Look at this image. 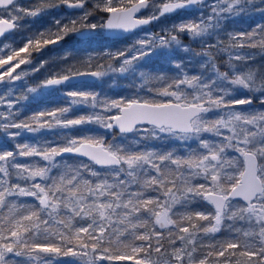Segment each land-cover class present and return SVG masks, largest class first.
<instances>
[{
	"label": "snow or ice",
	"instance_id": "6c2138e0",
	"mask_svg": "<svg viewBox=\"0 0 264 264\" xmlns=\"http://www.w3.org/2000/svg\"><path fill=\"white\" fill-rule=\"evenodd\" d=\"M131 2V0H130ZM87 0H46L41 7L35 10L22 9L17 6L16 0H0V10L7 11L12 6V12L17 15L9 14L8 20L0 19V35L6 30L16 27L15 21L22 18L19 13L28 16H36L43 8L58 7L64 4L69 8L85 9L84 15L79 17L81 27L87 29L97 28L96 24H84L87 17L91 15L85 5ZM203 0H134L131 7H113L111 0H105L103 11L111 13V18L104 27L108 29H122L130 31L138 26L150 23L152 20H159L161 16L170 14L178 9L192 8L202 4ZM255 0H218V4L225 5L219 7L212 6V15L207 21L201 19L199 22H181L173 26V29L165 30L164 35H159L155 40L138 41L139 48L132 56H127L124 52L117 53V57H124L121 66L113 71L125 73L135 71L134 62L139 61L143 56L149 55L156 48L160 49L159 54L170 57L167 51L173 45L182 47L187 51V47L181 45L176 33L189 32L192 37H199L208 32L210 28L218 27L222 19H226L222 14L228 13L238 15L239 12L246 10L253 5ZM100 7L99 4L96 5ZM153 8L155 11L148 18H136L135 13L144 8ZM264 11V9H259ZM60 25V21H56ZM77 21L70 20L69 24L62 25L58 33H50L55 39H46L44 44L55 43L63 38L70 31H76ZM39 35L43 36V33ZM231 48L261 47L264 48V25L258 26L250 33L239 32L229 34ZM259 37V39H255ZM29 45H33L35 50H39L40 41L29 39L25 46L15 52L19 57L20 52L27 51ZM3 47H10L4 45ZM209 47H212L211 45ZM203 55L208 57L212 71L215 73V79L208 78L205 80L202 75H193L189 77L184 75L183 79L169 84L160 93L164 96L175 97V102H140L138 100L112 101L104 102L105 107L119 109V114L108 117L107 120L99 115L80 116L75 119H64L63 116L70 109L68 107L56 109L49 112H40L37 116L32 117L33 123H17L0 112V129L5 131L6 135L15 137L20 135L19 132L12 133L9 129H26L29 132L39 131L41 128L60 126L65 129L71 126L86 123L103 124L106 128H112L114 121L121 133H130L139 131L138 125L149 124L151 129H146L151 136H157L158 133L170 134L180 139L199 138L203 133H210L214 136L223 137L220 144H210L208 140L200 139V144L208 150L207 154L202 157H189L188 159L177 158L172 152L160 153L152 150L137 151L133 147L125 148L121 145L105 146L102 141L92 138H68L65 146L52 148H38L28 144L16 145L18 153L12 151L0 152V210L7 208L8 217L6 219L7 228L0 223V264H12L9 254L12 257H27L25 264H51L50 259L41 256V253L53 254L52 259L56 256H77L86 257L85 264H99L100 261H125L134 259V256L113 253L110 245L113 242L122 243L121 237L125 234H131L135 239L147 242L140 246L131 247L133 254L144 253L147 257L151 249L160 254L163 244L161 237L163 233L156 230L155 226L160 229L169 228L175 225L179 233L186 235H177L175 239L187 241L186 244L179 248H173L171 257L176 264H184L185 257L188 258V264H192L193 253L196 251L195 234L190 232V228L204 233H214L219 230L223 218H239L247 220L250 224L255 223L258 231L255 233L244 232V235H255L259 241V247L255 250L250 248L248 243L243 245L239 252L240 257L246 258L245 264H264V113L245 115L241 110L236 108L237 105H249L252 103L251 96L236 97L232 91L223 85L229 84L233 88L244 89L250 93H264V74H259L251 69L237 71L232 65V75L228 72H222L213 61L211 55L207 52ZM13 55H8L7 59L0 58V66L8 64L13 60ZM249 56L239 54L233 56L229 54L228 60L231 65L233 60H248ZM25 59H19L11 68L0 73V82L8 77V81L20 80L25 72L17 73L15 76L12 72L19 68L21 64L26 63ZM176 68H181L177 63ZM38 70V69H36ZM93 77H102L103 71H94L91 73H74L65 74L58 77L47 79L41 87H50L59 85L63 82L70 81L73 75H88ZM144 74L141 73V76ZM180 85H187L189 88L196 90V93L189 98L184 92L179 91ZM176 88V91L169 89ZM35 92L37 89H29ZM198 93V94H197ZM67 95L72 97L70 104H92L97 103L96 93L71 91ZM0 98V103H3ZM264 103V96L261 97ZM13 102L8 101V107H12ZM213 110H223V114L216 119H209L206 113ZM48 116L50 120L41 122L40 118ZM227 130V135L224 134ZM226 148H234L243 158L242 167L234 170L233 174L224 172V165L232 166V162L223 159ZM79 153L89 157L96 164L106 166L111 170L113 181L102 179L92 184L90 181L82 179L79 169L67 171L58 177L52 179L49 176L50 169L55 167L54 157L62 153ZM41 156L49 164L44 167L21 165L11 163V167L16 170V176L25 181L51 180L50 184L42 186L41 183L33 182L30 186H21L20 183L11 184L9 178V158L13 161L15 156ZM187 166L192 175L203 176L208 184L191 185L181 170L182 166ZM195 169V172L191 170ZM153 174L149 175V172ZM123 173L124 178L121 179ZM92 175H97L93 172ZM180 181L181 187L177 189V181ZM133 185L138 186L137 191H131ZM152 189L159 192L163 189V195L167 197L163 203L160 202V196L155 198L147 197L145 190ZM177 189L179 195H177ZM13 196H32L39 201L38 210L29 211L26 215L16 216L18 211L17 204L9 201ZM196 197L206 200L213 205L214 213L206 214L195 212L183 215L180 219L192 222L193 220H209L215 223L209 227L197 228L196 223H190L189 226L178 224L177 220L172 219L169 215L173 205L180 204L182 201L186 205ZM241 198L245 205L240 208H234L231 200ZM155 207H149V206ZM63 206L66 214L69 216L67 222L59 220L57 223L68 229L72 235L64 233H54L45 228L44 239L48 240L52 235H58L63 242V247L56 243H40L37 237L41 234V224L47 225V219H41L40 212L46 211L49 218H53L54 213L59 215ZM23 207V205H21ZM156 208L161 209L157 211ZM141 213L145 215L141 216ZM88 220L86 226L73 227L72 220ZM28 221L30 223L25 224ZM151 221L152 227L149 228ZM147 229L144 233L137 234L136 229ZM91 229V231H90ZM5 232L7 235H5ZM30 234V235H29ZM81 234H86V240L81 238ZM172 236L171 230L168 233ZM155 238V247L152 241ZM175 239H170V244H175ZM32 240V243H29ZM8 241V242H5ZM77 245L81 250L77 252L70 245ZM193 245L191 251L187 250V245ZM108 245V246H105ZM128 247V245H124ZM240 245L235 242H228L220 247L218 251L208 252L198 264H208V257H225L224 264H231L230 257L236 256L235 251ZM135 264H153L150 259H136ZM167 264V262H166ZM236 264H240L237 260Z\"/></svg>",
	"mask_w": 264,
	"mask_h": 264
},
{
	"label": "rangeland",
	"instance_id": "374dc122",
	"mask_svg": "<svg viewBox=\"0 0 264 264\" xmlns=\"http://www.w3.org/2000/svg\"><path fill=\"white\" fill-rule=\"evenodd\" d=\"M42 0H34V1H22L18 0L17 6L22 9H27V10H35L36 8H39L40 2ZM264 1V0H263ZM132 2L134 0H111V6L113 7H130ZM157 3H160L161 0H156ZM217 5L219 7H224L225 5L218 4V0H207L203 2L202 4H199L195 7H193L190 11H185L184 9H180L173 14L169 15H164L161 16L159 20H152L150 22V25H147L144 27V29H141L137 31L136 33H133L129 35L125 40L117 41L115 45L112 48H107V49H99L100 46L95 44L94 42L97 41L98 36H105V21L107 20V17L109 15V12L103 11L102 8L105 7V0H101L100 3V8L101 12H97L93 8L86 6L85 8L87 9L88 12L91 13L87 17V20L84 21V24H96L97 28L95 29H87V28H82L81 27V21L79 20V17L84 15L85 9H79V8H69L64 4H60L58 7H46L43 9V12H39L38 15L36 16H28L24 15L23 13H19V15L22 17L18 20H16V30L11 34L7 35L6 37L0 39V58L7 59L8 55H13L14 59L9 61L8 64H5L3 66H0V73H3L5 70L11 68L13 65H15L19 59H25L27 62L24 64H21L19 68H16L14 72H12V75L15 76L17 73L20 72H25L27 73L26 75L22 76L20 80L16 81H8V77L4 78V82H0V98H3V103H0V112H3L6 116H9V114H12V108L17 105L19 102H21L24 99H35L41 96H44L48 93L56 91L58 88L56 86L54 87H41V85L50 78H54L56 74L60 73L59 69L61 65H66L70 69V73H90L94 71H103L105 72V75L102 77H98L97 83H103L105 80H111V78H115L118 76L119 78H125L127 80L128 88H127V93L130 95L128 97H124V99H127L128 101L134 100V97H141L142 100H138L141 102L148 101L147 98L151 97L153 99H160V97H163L164 95H161L160 93L162 90L158 88L157 85H154V87H151L147 83V79L151 78L150 82L156 83L157 79L152 78L149 73L144 70V63H147V61H150L151 59L157 57L158 53L160 52L159 48H156L154 51H152L149 55L143 56L139 61L134 62L135 65V71H129L125 73H120L118 71H113V69H118L124 57H117V53L124 52L127 56H132L133 53L136 51L137 48L140 47L138 44V41L141 40H155V38L159 35H164L165 30L168 29H173L174 25H177L181 22H188V21H193V22H199L201 19H204L207 21V18L212 15V6ZM248 10V9H246ZM155 9L153 8H147L146 12L143 13L142 17L148 18L150 17ZM245 12V11H241ZM239 12V13H241ZM12 15H17V13L12 12V6L8 8V10L5 12L3 10H0V19H9L10 16L9 14ZM249 13V12H248ZM226 19H222L218 27L210 28L208 32L202 36L195 37L193 38L191 33L185 31V32H180L176 33L173 30V34L178 35V39L181 42V45H185L188 48L191 49L189 43L191 42H196L200 44V50L201 53L199 54L202 56L203 62L205 61L207 56L203 55V53L207 52V44H208V39L205 41L206 38L209 36H218V42H222L224 44V48L227 51L226 56L227 58L229 57V54L231 53L233 56L239 54L241 56H249L250 59L248 60H241V61H235L233 60L231 62L230 68L232 70V65L235 66V70L237 71H242V70H247L251 69L253 71H256L259 74H264V48H256L254 47H244V48H231L229 47L231 40H230V35L229 34H235L233 31H237L236 33L239 32H245L246 30H249L248 23L250 20H247L246 22L239 23L236 19V15L233 14H228V13H223L222 14ZM29 18V19H28ZM244 19V18H243ZM42 20L43 22H41ZM60 21V25L56 24V21ZM70 20H76L77 25L76 31H71L72 36H76L78 33L88 31L87 36H83L80 38H85V41H80L76 40L73 43L68 44L67 46L61 47L59 50H57V47H53L49 51L45 52H37L35 53L34 51V46L29 45L27 51L20 52L19 57L15 56V52L19 51V49L23 48L25 44L28 42L29 39H32L35 42V39H39L40 41V46L44 48L47 46V44H44V40L46 39H55L54 36H49L50 33H56L59 29L61 30L62 25L69 24ZM37 21H40L39 25H42L43 28L42 30L44 31L45 34H48L47 36H41L39 35L37 31V25L35 24ZM244 21V20H243ZM236 24H238L236 28ZM58 31V32H59ZM42 32V31H41ZM65 36V35H64ZM71 36V35H70ZM220 36V37H219ZM183 37H186L183 39ZM57 41H60L57 40ZM56 41V42H57ZM61 42V41H60ZM81 42V43H80ZM80 43V44H79ZM48 44H53V43H48ZM76 44H79L78 46ZM4 45H8L10 47H3ZM61 45V44H60ZM59 45V46H60ZM58 46V47H59ZM171 48H179L175 45H173ZM33 49V51H32ZM229 61V60H228ZM83 62H86L88 66H93L94 64L96 65V69L94 70H89L88 68L85 71L80 70V68L83 67ZM102 63L105 65L103 66ZM230 64V63H229ZM38 69V70H36ZM57 70V71H56ZM147 72V73H146ZM232 72V71H231ZM66 73V74H70ZM141 73L144 75L141 76ZM65 75V74H64ZM77 76V75H73ZM60 85V84H59ZM135 85V86H134ZM35 88L37 91L35 92H30L29 89ZM59 89V88H58ZM69 92L71 91H83V92H88L84 89H79L76 87H73V89L68 90ZM170 91H176V90H170ZM186 95L190 97L189 92H186L185 90L183 91ZM254 96L258 99H261L262 96H264V93L260 92H255L253 93ZM68 96V95H67ZM19 97H22L18 99ZM69 97V96H68ZM71 99H74L72 97H69ZM8 101H12V107H8ZM159 102V101H158ZM156 102V103H158ZM71 107H76L69 105ZM77 106H81L84 108V105L77 103ZM208 113H206L207 115ZM12 115H10L11 119ZM104 117V116H103ZM107 119L106 117H104ZM208 118V117H207ZM4 121H0V123H3ZM111 122V121H110ZM103 125V124H102ZM104 127V126H103ZM105 129H108L105 127ZM142 129H140L141 131ZM147 133L145 130L140 132V134L146 135ZM139 134V135H140ZM149 134V133H148ZM204 134V133H203ZM202 134V136H203ZM208 134V133H205ZM224 134H228L227 130H224ZM169 134H164V133H158L157 136H152L154 139H150L147 143V145L142 149V151L145 150H152L160 153H166V152H172L171 149L167 150L165 147L166 145H162V143L159 140H163L164 138L168 137ZM201 137V136H200ZM199 138H190L187 139L189 142L195 141V143L199 146L200 152L198 154H194L193 157H202L204 154L208 153L207 149H204ZM212 137V136H210ZM176 139V138H175ZM221 141L223 140V137H220ZM184 140V139H183ZM182 140V141H183ZM186 141V140H185ZM214 142H217L214 140ZM145 143V142H143ZM218 144V143H216ZM105 145V144H104ZM115 145H121V144H115ZM106 146V145H105ZM108 146V145H107ZM123 146V145H121ZM190 147L188 146V149ZM230 153L232 150V153L236 152L240 155V160L238 157H226L223 158L224 160H228L232 162V166L229 167L228 164L224 165V172H227L228 174H233L234 170L240 169L242 167V162L243 158L241 154L237 151H235L234 148H226ZM173 153V152H172ZM192 157V156H191ZM58 167L60 171L58 173H55L51 175L50 177L52 179H58L59 176L63 175L66 170L67 171H73L76 169H79L80 176L82 179L90 181L92 184H95L99 182L102 179H107L110 183L114 182L113 181V176L111 173V170L109 169V172H100L94 169L93 167H90L89 165H86L84 163H72V161L69 160H64L58 162ZM184 172V176L188 179L189 183L191 185H199V184H208L210 181H206L203 176H196L192 175L190 171L188 170L187 166H182L181 169ZM192 172H195L196 170L193 169L191 170ZM95 172L97 175H92V173ZM151 174H153L151 172ZM149 174V175H151ZM122 175V174H121ZM19 182H24L25 186H30L33 182H38L41 183L42 186H45L46 184H50L51 180L48 181H41L40 178H37L35 181H25L20 178H17ZM22 186V183H20ZM134 187V186H132ZM181 187L180 181H177V189ZM177 189H174V191H177ZM131 190V189H130ZM138 188L132 189L131 191H137ZM179 191H177V195H179ZM145 195L147 197L155 198L157 196H160V202L163 203L167 197L163 195V189H161L159 192L154 191L152 189H147L145 190ZM24 197V196H22ZM33 199H36L35 197L32 196H27ZM16 199H21L20 196L16 197ZM23 200V199H22ZM15 203V199H13ZM33 200H26L25 205L23 206L24 212L23 215L28 214L29 211H34L38 210L39 206V201L37 200V204H33ZM200 197H196L194 200H192L188 204H184L183 201L180 204L173 205L171 208V211L169 215L172 217V219L177 220V222H181L183 224H190V223H196L198 229H202L203 227H209L215 223L214 220L211 219V216L209 217V220H193L192 222H189L187 220H181L180 218L189 213H195V212H203L206 214H212L214 213V208L213 206L206 202L210 205V207L206 206V209H201V208H196L194 212L188 211V206L189 205H194L195 202H199ZM33 204V206H32ZM231 204L234 206V208H240L245 205L242 201L239 200H231ZM20 205H23V202L20 203ZM187 206V209H186ZM149 207H155L149 206ZM195 207V206H194ZM157 211H160L161 209L156 208ZM46 211L40 212L41 219H47L48 224L45 225V228H48L52 231L53 228H56L55 233H64L65 235H72V233L64 228L63 225H60L57 223L59 220H64L67 222L69 219V216L66 214L65 210H63V206H61V210L59 212V215L55 214L53 215V218H49L46 215ZM5 212V211H4ZM7 215L8 213L5 212ZM145 215L144 213H141V216ZM21 216V215H19ZM17 216V217H19ZM233 219H228V218H223L222 222L219 226V230L217 232H214V234L219 233L221 231L227 230V225L232 222ZM88 220H80L79 218H75L72 220V225L73 227H78V226H86ZM25 224H28L30 222L25 221ZM151 221L149 222V224ZM8 225L5 226L7 228ZM157 227V226H156ZM44 228V229H45ZM149 228L150 225H149ZM139 229V228H138ZM143 229V228H141ZM159 229V228H158ZM171 230L174 229L176 230L177 227L175 225H172ZM137 230V229H136ZM160 230V229H159ZM91 231V229H90ZM197 232V233H196ZM198 230H195V240L198 239ZM43 233L45 234L44 230ZM203 234H208L204 233ZM5 235L7 233L5 232ZM213 233H209V236H212ZM214 236V235H213ZM212 236V237H213ZM85 237L86 239V234H81V238ZM211 237V238H212ZM239 239V240H238ZM210 241V240H209ZM8 242V241H5ZM228 242H235V243H242L241 246L243 248V245L245 243H248L250 245V248L252 250H255L256 248L259 247V241L258 238H253L250 239L248 238L247 240L239 238L238 235H228V240L225 243H222L219 247H214V244H211L213 248H208V251L204 252L200 257V259H203L205 255H207L210 250H219L221 246L226 245ZM139 244H143L139 243ZM140 246V245H138ZM11 255V254H9ZM211 257V256H210ZM208 257V261H211V258ZM225 257H229V253H225ZM225 257H213V260H215L216 264H224ZM162 259V260H161ZM159 263L157 264H176V261L172 259V257H167L165 259L161 258ZM231 261V264H236V261L241 259H235L234 256L229 258ZM16 264H23L22 263H16ZM30 264V262H29ZM154 264V263H153ZM240 264H245V262H240Z\"/></svg>",
	"mask_w": 264,
	"mask_h": 264
},
{
	"label": "trees",
	"instance_id": "16d2710c",
	"mask_svg": "<svg viewBox=\"0 0 264 264\" xmlns=\"http://www.w3.org/2000/svg\"><path fill=\"white\" fill-rule=\"evenodd\" d=\"M34 1V0H31ZM46 0H42L40 2L39 7H41L42 4H44ZM101 0H87L86 6H89L96 10L97 12H101V8H97L96 5H100ZM45 9V8H43ZM244 10L245 12H241L238 15H236V19L239 23L246 22L247 20H250L248 23L249 30H246V33L252 32L254 29H257L258 26L264 25V11H261L259 9H264V1L263 0H255V3L253 5L248 6ZM43 12V10L41 11ZM249 12V13H248ZM244 18V19H243ZM244 20V21H243ZM43 22L42 20H40ZM40 21H37L35 24L37 25V31L38 33H43V36H47L48 34H45L42 30L43 26L39 25ZM238 24H236L237 28ZM60 28L57 30L59 31ZM42 31V32H41ZM58 31L56 33H58ZM236 33L237 31H233ZM72 32H68L63 36V38L60 39L61 45L57 47V50H59L61 47L67 46L70 43H73L74 41H85V38H80L76 36H72ZM54 34V33H53ZM11 35V34H10ZM71 35V36H70ZM52 36V35H49ZM130 37V36H128ZM128 37L124 38L123 40L127 39ZM220 37V36H219ZM186 37H183L185 39ZM210 38V39H209ZM209 39V40H208ZM255 39H259V37H255ZM39 40V39H35ZM208 40L207 44V51L213 58V61L216 63L217 67L222 72H228L229 75H232V70L230 68V64L228 61V58L226 56V50L223 47L224 44L222 42H218V36H209L205 39V41ZM117 41L116 39H111L106 36H98V39L95 44L100 46L101 49H107L112 48ZM81 43V42H80ZM79 43V44H80ZM79 44H76L77 46ZM190 48H188L187 51H185L182 47L179 48H169L167 51L171 54L170 57L162 56L158 53L157 57L151 59L150 61H147V63H144V70H146L149 75L152 78H156L157 82L152 83L150 82L151 78L149 80L147 79V84L151 87H154V85H157L158 88H160L162 91L164 88H167L169 84H172L175 81H178L179 79H183L184 75H188L189 77L193 75H202V77L207 80L208 78L215 79V73L212 71L211 64L208 62V58L205 59L203 62L202 56L199 54L201 53L200 50V44L196 42L189 43ZM212 47H209V46ZM185 46V45H184ZM248 47V46H245ZM53 47L51 44H47L44 48L42 46H39V50H35V53L37 52H45L51 50ZM249 48V47H248ZM254 49V47H251ZM256 48H259L257 46ZM261 48V47H260ZM32 49V51H33ZM263 49V48H262ZM179 63L181 64V68H176L175 65ZM86 62H83V67L80 68V70L85 71L88 68L89 70L96 69V65L88 66L85 65ZM67 65V64H66ZM66 65H61L59 72L60 74L64 75L66 73H70V69ZM104 66L105 64L102 63ZM57 71V70H56ZM146 72V73H147ZM135 86V85H134ZM224 87L228 88L232 91V94L236 97H243V96H251L252 103L249 105H237L236 108L238 110H241L243 114H257V113H264V103L261 102V99H258L254 96L253 93L248 92L244 89H238L233 88V86L229 84L223 85ZM58 88L56 91L48 93L44 96L35 98V99H24L21 102H19L17 105H15L12 108V117L11 120H14L17 123L20 122H28L33 123L32 117L37 116L40 112H49L56 109L68 107L70 110L64 114V119H75L79 118L80 116H89V115H99L101 117H112L119 113V109L117 108H111L108 110L105 107L104 102L111 103L112 101H124L127 102V99H124V97H128L130 94L127 93V80L125 78H119L116 76L115 78H111V80H105L103 83H84L81 84L80 87H76L79 89H84L90 93H96L97 96V103L95 106L92 104H82L84 105V108L81 106H77V104H70V101L72 100L67 96L68 90L73 89V87L69 84H60L57 86ZM169 90H177L176 88H171ZM189 92L190 97L193 93H196V90L193 88H189L187 85H180L179 91ZM198 94V93H197ZM22 97H19L20 99ZM150 100V102H169V101H175V97L170 96H163L160 97V99H153L151 97L147 98ZM134 100H142L141 97H134ZM76 106V107H71ZM223 114V110H213L209 111L206 115L209 119H216L219 115ZM51 118L48 116L41 117L40 120L43 122L44 120H50ZM107 120V119H106ZM110 122V120L108 121ZM33 126L36 125L33 123ZM152 126H142L139 128V131H135L131 134L122 135L117 130H115L113 127L105 129L102 124L99 123H86L81 125H75L71 126L70 128H63L60 126H53L51 128L44 127L41 128L39 131L36 132H29L26 129H9V132L16 133L19 132L20 135L12 137L5 134V131L3 129H0V152L4 151H12L14 154L18 153L19 149L16 147V145H23L28 144L30 146H37L38 148H52V147H63L65 146L68 138H92L94 140H100L103 142V144L107 145H115V144H121L125 148L133 147L137 151H142V149L147 145L148 141L151 139H154L150 134L147 133L146 135H141L140 132L146 129H151ZM140 129H142L140 131ZM140 134V135H139ZM227 135V134H226ZM212 136V137H210ZM176 138V139H175ZM200 139L208 140L210 144H220L222 141L220 137L214 136L213 134H201ZM200 139H198L200 141ZM176 136L168 135V137L164 138L163 140H159L162 145H166L165 147L167 150H170L173 152V156L177 158L182 159H188L189 157H193L194 154H198L200 152L199 146L195 143V141L189 142V140H183ZM216 140L217 142H214ZM145 142V143H143ZM188 146L190 147L188 149ZM232 149V148H231ZM233 150V149H232ZM231 153L226 149L225 153L223 154V158L226 157H238L240 160V155L238 153ZM69 160L72 161V163H84L86 165H89L90 167H93L97 171L100 172H109V168H100L92 163L82 160L78 157L73 156H67V157H60L59 155L54 157L53 163H55V167H52L49 172V176L58 173L60 171L58 167V162ZM9 172L12 174L9 178L11 184L15 183H22V186L24 185V182H19L18 177L16 176V170L11 167V163H18L21 165H28V166H36V167H44L49 164L48 161L43 160L41 156H19L16 155L15 159L13 161L12 158H9ZM151 174V171L149 172ZM124 178V175L122 173L121 179ZM31 181V180H30ZM32 182V181H31ZM134 187L131 188V190L134 188H138L137 185H133ZM150 190V189H149ZM18 196L9 197V201H15L17 202V208L18 211L16 212V216L23 215L24 208L21 207L20 203L23 202V206L25 205L26 200H33V204H37V200L27 197V196H20L21 199H16ZM23 199V200H22ZM32 204V206H33ZM36 206V205H35ZM195 206V207H194ZM206 206L210 207V205L204 200L200 198L199 202H195L194 205H189L188 209L186 206V209L190 212H194L196 208L206 209ZM8 213L7 208L0 210V223L4 224V226L7 225L6 219L8 215L5 212ZM178 224H181L182 226H189V224H183L180 221ZM150 227H152V223L149 224ZM227 230L224 229V231H221L219 233L214 234L213 237L209 236L208 234H203V231H199L197 237L198 239L195 240V247L196 251L193 253V261L192 264H198L199 257L206 251H208V248H213L211 244H214V247H219L222 243L227 242L228 235H238L239 238H243L247 240L248 238L253 239L257 238L255 235L245 236L244 232H252L255 233L258 231V226L255 225V223H249L247 220L239 219L238 217L233 219L229 225H227ZM156 227V226H155ZM45 228L44 224H41V234L39 237H37V242L40 243H56L58 246L63 247V242L59 239L58 235H52L49 237L48 240L44 239V233L43 230ZM156 230L163 233V236L161 237V242L163 244V248L161 249V253H155L151 249H147L149 252V256H145L144 253L140 254H133L131 252V247L141 245L139 243L146 244L145 241H140L135 239L134 236H132L130 233L125 234V237H121L122 243L113 242L110 245V248L113 253L120 252L122 254L134 256V259H129L125 261H100L99 264H135L136 259H150L154 264L159 263L160 259L171 257L172 249L179 248L182 245L186 244L187 241H180L179 239H175V237L179 235H186L183 233L178 232V228L176 230L174 229H167V230H159L158 227H156ZM171 230L172 236L169 237L168 233ZM56 228L52 229V232L55 233ZM147 231V229H137V234H141ZM190 232H195L194 229L190 228ZM197 233V232H196ZM195 234V233H194ZM30 235V234H29ZM71 236V235H68ZM212 237V238H211ZM85 237H83L84 239ZM175 239V244H170L169 240ZM210 240V241H209ZM239 240V239H238ZM85 242L87 240L85 239ZM29 243H32V240H29ZM128 245V247H125L124 245ZM142 244V245H143ZM153 247H155V238L152 241ZM242 243H240V247L234 250L237 253L236 256H234L235 259H241L240 262H245L246 258L240 257L239 252L243 249L241 246ZM75 248L77 252H80L81 250L78 248L77 245L73 244L70 245ZM108 246V245H105ZM193 245L188 244L187 250L191 251ZM211 251V250H210ZM217 250H212L211 252H215ZM41 256H44L46 259L51 260V264H85L87 258L83 257L81 255L77 256H56L55 259H52L53 254H46L41 253ZM214 256H211V261H208V264H216L215 260H213ZM9 259L12 261V264L16 263H22L25 264V261H27V257L20 256V257H12L9 255ZM162 260V259H161ZM184 264H188V258L185 257Z\"/></svg>",
	"mask_w": 264,
	"mask_h": 264
},
{
	"label": "water",
	"instance_id": "95a60500",
	"mask_svg": "<svg viewBox=\"0 0 264 264\" xmlns=\"http://www.w3.org/2000/svg\"><path fill=\"white\" fill-rule=\"evenodd\" d=\"M18 0H16V2H17ZM22 1H29V0H22ZM205 1H207V0H203V2H205ZM199 5V4H198ZM197 6V5H196ZM9 7H11V6H9ZM131 7V6H130ZM193 7H195V6H193ZM192 7V8H193ZM192 8H187V9H184L185 11H190ZM146 10H147V8H144V9H141L140 11H138V12H136L135 13V16H136V18H144V17H142V15H143V13L144 12H146ZM178 10H180V9H178ZM178 10H176V11H178ZM175 11V12H176ZM174 13V12H173ZM173 13H170V15L171 14H173ZM111 13H109V15H108V17H107V20L105 21V25L107 24V21L111 18ZM166 15H169V14H166ZM6 20V19H5ZM152 22V21H151ZM149 24V23H148ZM148 24H145V25H141V26H138V27H136L135 29H132V30H130V31H124V30H122V29H108L107 27H105V36L106 37H108V38H111V39H116V40H122V39H124V38H126V37H128L129 35H131V34H133V32L134 31H136L137 29H139V28H142V27H144V26H146V25H148ZM15 31V27L13 28V29H10V30H6L4 33H3V35H0V39H2V38H4V37H6L7 35H9V34H12L13 32ZM88 33V31L86 30V31H84V32H82L81 34H80V36H78V37H83L82 35H86ZM61 44V42L60 41H57V42H55V43H53L52 44V47H58L59 45ZM91 73V72H90ZM97 79V77H93V76H91L90 74H88V75H77V76H73L72 77V79L70 80V81H67V82H63V83H61V84H84V83H88V82H91V81H93V80H96ZM54 86H56V85H54ZM54 86H50V87H54ZM141 102V101H140ZM119 114V113H118ZM117 114V115H118ZM113 128L115 129V130H117L118 132H120L119 131V129H118V127H116L115 126V122L113 121ZM151 126V125H149V124H142V125H138L137 127H139V126ZM121 133V132H120ZM132 132H130V133H122V134H131ZM60 157H67V156H73V157H78V158H81V159H84V160H88V161H90V162H92V163H94L95 164V166H97V167H100V168H108V167H106V166H102V165H99V164H96L94 161H92L89 157H87V156H84V155H82V154H79V153H75V152H73V153H62V154H60L59 155ZM232 200H240V201H242V202H244L241 198H239V197H237V198H235V199H232ZM245 203V202H244ZM213 206V205H212ZM159 227V226H158ZM171 226H169V228H170ZM169 228H164V229H161V230H167V229H169Z\"/></svg>",
	"mask_w": 264,
	"mask_h": 264
},
{
	"label": "bare ground",
	"instance_id": "6f19581e",
	"mask_svg": "<svg viewBox=\"0 0 264 264\" xmlns=\"http://www.w3.org/2000/svg\"><path fill=\"white\" fill-rule=\"evenodd\" d=\"M29 19V18H28ZM7 20V19H6ZM15 24H16V22H15ZM148 25H150V24H148ZM147 26V25H146ZM146 26H144V27H146ZM144 27H142V28H139V29H137L136 31H134L133 33H136L137 31H139V30H141V29H144ZM15 30H16V28H15ZM82 33V32H81ZM81 33H78L77 34V36L79 35L80 36V34ZM88 34V33H87ZM87 34L86 35H82V36H87ZM10 35V34H9ZM62 74H60V73H58V74H56L55 75V77H58V76H61ZM97 79H98V77H97ZM97 79L96 80H93V81H91V82H88V83H93V82H97ZM69 85H71L72 87H80L81 86V84H69ZM171 102H175V101H171ZM110 123H113V121H111ZM145 126V125H144ZM140 127H142V126H139L138 128H140ZM133 132H135V130L133 131ZM132 132V133H133ZM120 133V132H119ZM120 134H122V133H120ZM122 135H126V134H122ZM81 159V158H80ZM82 160H84V159H82ZM85 161H88V160H85ZM88 162H90V161H88ZM90 163H92V162H90ZM93 165H95L94 163H92ZM237 201V200H236ZM158 227V226H157ZM159 228V227H158ZM171 228V227H170ZM169 228V229H170ZM160 229V228H159ZM161 230V229H160Z\"/></svg>",
	"mask_w": 264,
	"mask_h": 264
},
{
	"label": "flooded vegetation",
	"instance_id": "af4514ba",
	"mask_svg": "<svg viewBox=\"0 0 264 264\" xmlns=\"http://www.w3.org/2000/svg\"><path fill=\"white\" fill-rule=\"evenodd\" d=\"M79 36V35H78Z\"/></svg>",
	"mask_w": 264,
	"mask_h": 264
}]
</instances>
